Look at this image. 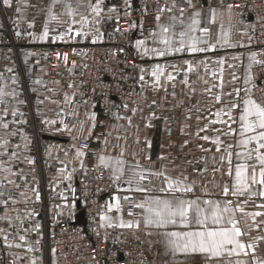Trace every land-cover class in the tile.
<instances>
[{
	"label": "crops",
	"instance_id": "1",
	"mask_svg": "<svg viewBox=\"0 0 264 264\" xmlns=\"http://www.w3.org/2000/svg\"><path fill=\"white\" fill-rule=\"evenodd\" d=\"M233 1L192 0L195 8L188 9L186 13V15H190L195 10L202 12L201 23L198 27L210 29V33L204 34V36L209 44L216 45L212 51L194 55L185 52L164 58L142 57L137 52L135 42L138 39L148 37L149 31L155 29L156 22L151 28L141 29L138 25V27H129L128 30L124 31L119 36V40L125 41L129 52L133 54L135 59L131 79L135 84L137 95L127 103L129 109L127 111L124 104L118 99H106L105 102L109 107L101 113L107 117V121L100 129L97 125L100 114L98 103L94 97L87 95L88 86H85L81 81V64L77 66L58 65L55 73L50 74V67L53 62V45L71 39L65 37V40H57L56 42H52L51 39L40 41L39 39L34 40L32 35H29V33H33L38 37L43 30L46 19V11H40L32 5L39 4L41 8L46 10L50 0H12L10 8L4 7L0 3V38H5L6 41L5 44L0 43V88L5 93L0 97V100H3V103H0V118H2L0 124L8 123L9 125L7 129L0 127V139L9 141L6 149L0 148V152H6L5 155H0V166L11 168L16 173L13 176L9 173L0 172V185H2L0 191L5 193V196L0 199H7L11 195L17 201L16 204L10 202L7 207L0 205V217L7 215L14 225V227H9L5 220H0V229H4V233H0V264H31L32 258H36V264H58L53 251L46 250L43 246L49 231L60 220L74 221L84 225L90 236L98 241L107 243L125 240L138 242L145 248L150 264H166V261L171 260L170 256L164 254L165 250L159 242L160 237L156 235V229H145L142 223L140 229L99 227V214L101 212H106L116 223L119 222L117 217L125 221L133 219L128 215L130 204L125 202L123 197L132 195L139 199L141 194L118 191L116 185L109 179V171L103 170L106 173L111 191L103 196L99 209L93 213H86L75 196L73 188L79 173L88 174L89 167L97 166L99 153L104 152L106 155L116 156L120 148L123 147L126 149L125 158L128 161H132V154L136 153L140 163L149 166L150 162L144 159V154L147 153L151 156L152 167L158 168L161 165H166L168 174L173 177H179L182 173L187 175L189 180L195 181L196 184L193 198L202 196L201 188L206 186L210 196L204 198L224 199L220 195L223 184L225 182L231 183L230 177L224 174L228 168L227 161L221 164L220 156L222 153L216 152V146L196 138L197 129L207 121L204 119L197 121L194 112L191 119L185 120L184 107L200 101L199 106L205 109L207 106L204 101L208 100L209 97L207 93L202 94V90L211 87L213 84L218 85L213 91L222 94V103L212 104L210 106L212 112L224 106V102L237 100L236 93L233 92L234 88L241 90L239 93L240 107L232 112L236 119V122L232 124L235 133L226 135L227 127L224 124L211 125L206 133H200L201 136L205 134L210 137L219 136L223 142L222 147L233 145L231 151L233 153L234 172L235 164L242 162L236 159L235 153L242 151L236 147V144L240 139L239 116L243 107V99L248 98L244 89L253 87L254 78L252 60L249 59L252 54L253 30L250 21L241 16L235 7L229 12L227 6L233 5ZM166 2L170 6L172 0H163V5ZM177 3L187 8L184 0H177ZM105 4L107 6L104 9L105 18L99 24L93 25V28H98L99 32L93 31L86 38L83 36L76 37L88 46H103L110 43L115 37L114 27L117 19L125 16L124 2L105 0ZM18 5L21 7L20 13L15 11ZM111 6H116L118 11L108 13L107 9ZM211 9L217 11V19L214 23L209 22ZM54 11H62V6L57 5ZM81 11L85 10L81 9ZM85 14L87 15L86 11ZM174 14L179 16V12ZM107 16L112 18L108 19ZM168 16L169 13H164L161 23H169ZM62 19L66 21L68 17L65 16ZM30 22L34 23V27H28ZM49 27L50 30H54L50 34H55V31H65L62 22H52ZM17 31L21 33V36L16 35ZM224 31L228 32L231 47L217 43V40L222 38ZM199 34L197 33V35ZM93 36L100 38L93 43ZM152 46L149 38L148 47ZM201 47H206V45H201ZM185 60L196 65L194 70L188 74L190 83L196 88L195 96L189 103L187 97L191 95V92L188 87L180 82L184 78L183 73H173L176 75V80L172 82L175 83V88L173 89L172 83H169L167 96L163 90L153 92L151 88H145L143 94L147 96V102L150 103L152 99L158 101V106L154 110L161 117L160 119H152L151 127H145L152 110L145 106V101L140 95L142 91L139 81L141 68L150 72L151 68L159 63L165 67L166 71L172 72L173 69L169 66L172 64L186 69ZM221 60L224 61L223 64L218 63ZM200 61H203V64ZM213 72L216 73L215 76ZM249 77L251 78L250 82L246 84L245 80ZM13 79L15 83H13ZM151 79L150 75H145L146 81ZM205 80L208 82L207 84L204 83ZM221 82L222 88L219 87ZM173 91L176 93L175 99L171 95ZM227 93H232V95L229 96ZM165 96L166 99H162ZM181 99L185 100V106L173 108V105ZM137 106L141 110L133 116L130 109ZM13 111L16 112L15 117L12 115ZM92 113L96 115L94 127L90 120ZM117 114L121 117H132L131 127L128 126L126 119L118 120ZM165 118L169 122L167 125ZM214 118L212 115L208 116V119ZM47 120H55L56 123L49 125L45 123ZM61 120L71 129V132L57 130L64 127L60 123ZM213 129H221V131L216 132ZM89 130H91V134H89ZM12 132L16 134L10 135ZM11 137L15 138L11 139ZM116 137H120V139L117 140ZM137 137L140 138L139 145L136 143ZM105 138L108 140L107 144L104 143ZM145 138L151 142L150 148L144 143ZM79 140L90 141L91 151H95L96 157L91 158L88 151L79 148L77 146ZM185 140L188 141L187 146L181 147ZM198 145H203L211 151L201 152ZM77 150L82 151L84 155L77 157ZM12 152L17 153L15 158L12 157ZM162 155L167 156L168 159L159 160L158 157ZM213 156H215V163ZM29 160H32L33 163H28ZM186 161H192V163L188 164ZM205 168L207 171H203L202 174L196 172V169L203 170ZM213 168H218L220 171L213 172ZM61 169L63 171H60ZM5 175L15 180L20 187L17 188L14 184H8L7 180H4ZM67 176H70L71 179H66ZM154 183L159 187V181H154ZM121 186L126 187V185ZM21 192H24L25 195L21 196ZM37 192L39 193V200L36 199ZM113 196L121 198L122 210L120 212H116L115 209L112 212H107V205L115 203L112 199ZM228 199L232 198L228 197ZM77 202H79V206ZM256 202L259 203L260 201L257 200ZM247 210L255 209L249 206ZM81 211L82 215H80ZM132 211L140 212L139 209H132ZM29 212L32 213L31 216L28 215ZM136 218L141 219L140 217ZM37 224L40 225L39 229L35 228ZM149 231L153 234L147 235ZM4 234L9 235V241L13 245L21 243L19 235H24L28 244L34 248L38 247L39 251L28 252L26 247L19 249L14 246L6 247L3 240ZM251 234L256 236L264 233L253 231ZM243 239L247 240V237ZM37 240L40 241L39 245L35 243ZM257 254L264 256V242L260 243ZM17 257H22V259H17ZM183 259L182 256L177 257L178 261ZM188 259L191 264H206V259L200 255Z\"/></svg>",
	"mask_w": 264,
	"mask_h": 264
},
{
	"label": "snow or ice",
	"instance_id": "2",
	"mask_svg": "<svg viewBox=\"0 0 264 264\" xmlns=\"http://www.w3.org/2000/svg\"><path fill=\"white\" fill-rule=\"evenodd\" d=\"M0 3L4 7L10 8L12 6V0H0ZM74 4L75 6H73ZM184 4L187 5V8L179 5L177 0H172L170 6L166 2L157 8L155 29L150 30L148 37L145 39H138L135 42L138 54L142 57L164 58L185 52L194 55L215 49L216 45L209 44L204 36V34L210 33V29L198 27L201 23L200 17L202 12L195 10L190 15H186L188 9H194L195 5L192 3V0H184ZM57 5L62 6V11H54ZM32 6L37 7L40 11H46V19L43 30L38 37L33 33H29V35H32L34 40L46 41L51 39L52 42L65 40V37L74 39L83 36L86 38L93 31L98 33L99 29L93 28V25L99 24L105 18L104 9L107 7L105 0H50L46 10L41 8L39 4ZM124 6L125 15H128L127 9L131 7L129 0H124ZM227 7L230 12L234 5L229 4ZM235 7L240 6L235 5ZM81 9H84L87 15ZM15 11L20 13L21 7L18 5ZM107 11L108 13H115L118 9L116 6H111L108 7ZM175 12H179V16L175 15ZM164 13H169V23H161ZM65 16L68 17L66 21L62 19ZM107 18L111 19L112 17L107 16ZM216 19L217 11L211 9L209 22L214 23ZM52 22H62L65 26V31H55V34H50L51 31H54L50 30L49 27ZM117 24H119L118 19ZM76 25H79V27H76ZM28 27H34V23L30 22ZM130 27L135 28L138 25L133 22ZM139 27L143 29V24L141 23ZM221 28H223V25H221ZM116 31H120V28L117 27ZM197 33L200 34L197 35ZM16 35L19 37L21 33L17 31ZM99 38V36H93L92 42L95 43ZM149 38L153 45L152 47H148ZM217 43H222L229 47L232 46L229 43L227 31L223 32L222 38L218 39ZM201 45H206V47H201ZM57 55L59 57V54ZM255 56L256 54L253 53L249 56V59L255 63H264V61H257ZM63 59L65 62L68 61L67 53L63 54ZM200 63L203 64V61H200ZM218 63L223 64L224 61L221 60ZM184 64L186 65V69L176 64L169 65L173 69L172 72L166 71L165 67L159 63L155 64L150 72L141 68L139 81L142 91L140 95L145 101V106L153 109L145 127L152 126V119L161 118L154 110L158 106V101L152 99L148 103L147 96L143 94L145 88H151L153 92L163 90L167 96V85L176 80V75L173 73H183L184 78L180 82L188 87L191 92V95L187 97L188 102L190 103L195 96L196 88L190 83L188 74L194 70L196 65L187 60L184 61ZM146 74L150 75L152 79L146 81ZM213 75L215 76L216 73L213 72ZM250 79V77L246 79L245 83L248 84ZM13 83H15L14 79ZM204 83L207 84L208 82L205 80ZM222 86L221 82L219 87L222 88ZM172 87L173 89L175 88V83H172ZM215 87H218V85L213 84L211 87L202 90V94L207 93L209 97L208 100L204 101L207 106L205 109L199 106L200 101L184 107L186 102L183 99L178 100L173 105V108L184 107L186 113L185 120L191 119L194 112L197 121L201 119L207 121V123L197 129L195 136L197 139H202L216 146V152L222 153L220 156L221 164L227 161L228 168L224 174L230 177L231 183L225 182L223 184L220 195L224 199L204 198L210 196L206 186H202L201 188L202 196H195L193 198L196 190L195 181H190L189 177L183 173L179 177L169 175L166 165H161L158 168L152 167L150 154H144V159L150 162L149 166L141 164L136 153L132 154V161H128L125 158L126 149L123 147L120 148L116 156L106 155L104 152L98 154L97 168L101 171H109V179L116 185L118 191L141 194L139 199L132 195H125L123 197V200L130 204L128 215L133 217V219L125 221L117 217L119 222L116 223L106 212H101L99 214V227L140 229L142 223L145 229H156V235L160 237L159 242L165 250L164 254L171 257V260L166 261V264H191L188 258L195 255L203 256L206 259V264H264V256L257 254L260 243L264 242V234L256 236H252L251 234L253 231L264 233V228H262L264 219H257L264 218V105L257 103L251 98V88L244 89L249 95L248 98L243 99V107L239 116L240 139L236 144V147L242 149V151L235 153L236 159L242 162L235 164L233 172V153L231 151L233 145L222 147L223 142L219 136L210 137L207 134L201 136L200 133H206L209 127L215 124L226 125V135L235 133L232 124L236 122V119L232 115V112L234 109L240 107L239 93L241 90L234 88L233 92L236 93L237 100L224 102V106L212 112L210 107L212 104L222 103V94L215 93L213 91ZM3 95L5 93L0 88V97ZM171 95L175 99V91ZM227 95L231 96L232 93H227ZM166 96L162 99H166ZM66 99L68 98L66 97ZM0 103H3V100H0ZM124 108L126 111L129 110L127 104L124 105ZM130 110L132 115L135 116L137 111L141 109L137 106ZM12 115L15 117L16 112L13 111ZM21 115L23 114L21 113ZM209 115L215 118L208 119ZM224 117H227V119H224ZM116 118L118 120L126 119L128 126L131 127L132 117H121L117 114ZM90 120L93 122L94 127L96 120L95 113L90 115ZM165 121L167 125L169 123L167 118H165ZM45 123L54 125L56 121L47 120ZM60 123L64 127L63 129H57L58 131L66 130L71 132V129L64 124L63 120ZM0 127L7 129L9 125L8 123H2ZM181 131L183 133V128ZM213 131L220 132L221 129H213ZM15 134V132L10 133L13 136ZM89 134H91V130H89ZM116 139L119 140L120 137H116ZM8 143L7 139H0V148L6 149ZM104 143H108L107 138H105ZM136 143L140 144L139 137L136 138ZM144 143L149 148L151 147V142L146 138ZM187 144L188 141L185 140L181 147H185ZM253 144L254 147H250ZM16 147H19V145H16ZM198 147L201 152L211 151V149L205 148L203 145H198ZM5 154L6 152H0V155ZM11 155L15 158L17 153L12 152ZM76 155L80 157L84 153L77 150ZM158 159L163 161L167 160L168 157L162 155ZM213 162L215 163V156H213ZM28 163H33V161L29 160ZM186 163L191 164L192 161H186ZM60 171H63V169ZM203 171H207V169H196L198 174H202ZM216 171H220V169L213 168V172ZM0 172L9 173L13 176L16 175L11 168L3 166H0ZM65 178L71 179L70 176ZM4 180H7L8 184L16 185L17 188L20 187L8 175L4 176ZM154 181L160 182L159 187ZM121 185H126V187H122ZM20 195L24 196L25 193L21 192ZM4 196L5 193L0 191V198ZM228 197L232 199H228ZM36 199L39 200L38 192ZM112 199L115 203L107 205V212H112L113 209L116 212H120L122 210L121 198L113 196ZM257 200L260 202L257 203ZM10 202L12 204L17 203L16 199L11 195L7 199H0V205L4 207H7ZM249 206H252L255 210L248 211ZM132 209H139L140 212H134ZM28 215L31 216L32 213L29 212ZM136 217H140L141 219H137ZM0 220H5L9 227H14L11 218L7 215L0 217ZM39 227V224L35 225L36 229H39ZM0 233H4V229H0ZM152 234L150 231L147 232V235ZM244 237H247V240L243 239ZM3 240L6 247L14 246L18 249L26 247V251L28 252L39 251L38 247L34 248L28 244L24 235H19L21 243H16L15 245L9 241L8 234L3 235ZM35 243L39 245L40 241L37 240ZM53 252H55L54 249ZM180 256L184 257L182 261L177 260V257ZM17 259H22V257H17ZM31 264H36V258H32Z\"/></svg>",
	"mask_w": 264,
	"mask_h": 264
},
{
	"label": "built area",
	"instance_id": "3",
	"mask_svg": "<svg viewBox=\"0 0 264 264\" xmlns=\"http://www.w3.org/2000/svg\"><path fill=\"white\" fill-rule=\"evenodd\" d=\"M118 2L123 3L124 0ZM129 3V14L119 18V24L116 21L115 37L110 43L88 46L74 38L53 45L50 74L55 73L58 65L81 64V81L88 86L87 95L94 97L98 103V129L107 121V117L101 113L109 107L106 99L116 98L125 105L137 95L131 79L135 59L119 36L133 22L137 25L142 23L143 28L153 27L157 8L163 5V0H129ZM233 5H239L235 7L237 12L250 21L253 30L251 53L256 54L257 61H264V0H234ZM117 27L120 31H116ZM5 42V38H0V43ZM65 53L68 54L67 62L63 59ZM252 73L254 85L250 96L264 105V63L252 61ZM77 146L88 151L91 158L96 157L95 151H91L90 141L79 140ZM250 147H254V144ZM110 191L106 173L95 165L89 167L88 174L78 175L74 187L75 196L86 213L99 209L103 196ZM43 248L55 250L53 253L58 264H150L145 248L140 243L128 240L115 243L98 241L90 236L84 225L68 220H60L52 227Z\"/></svg>",
	"mask_w": 264,
	"mask_h": 264
},
{
	"label": "rangeland",
	"instance_id": "4",
	"mask_svg": "<svg viewBox=\"0 0 264 264\" xmlns=\"http://www.w3.org/2000/svg\"><path fill=\"white\" fill-rule=\"evenodd\" d=\"M128 46V45H127ZM76 124V123H75ZM5 134V133H4ZM13 138H15V137H11V139H13ZM80 174V173H79ZM78 174V175H79ZM78 177V176H77ZM77 179V178H76ZM75 184H76V182H75ZM75 184H74V187H75ZM73 192H74V188H73Z\"/></svg>",
	"mask_w": 264,
	"mask_h": 264
},
{
	"label": "water",
	"instance_id": "5",
	"mask_svg": "<svg viewBox=\"0 0 264 264\" xmlns=\"http://www.w3.org/2000/svg\"><path fill=\"white\" fill-rule=\"evenodd\" d=\"M78 203V206H79V202H77ZM80 215H82V211L80 212ZM78 223V222H77Z\"/></svg>",
	"mask_w": 264,
	"mask_h": 264
}]
</instances>
